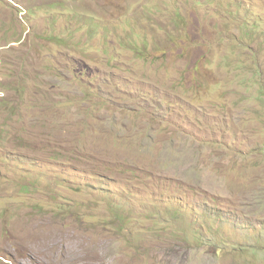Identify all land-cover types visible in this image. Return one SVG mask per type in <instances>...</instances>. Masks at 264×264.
Wrapping results in <instances>:
<instances>
[{
    "label": "rangeland",
    "instance_id": "rangeland-1",
    "mask_svg": "<svg viewBox=\"0 0 264 264\" xmlns=\"http://www.w3.org/2000/svg\"><path fill=\"white\" fill-rule=\"evenodd\" d=\"M87 1L0 0V264H264V0Z\"/></svg>",
    "mask_w": 264,
    "mask_h": 264
},
{
    "label": "clouds",
    "instance_id": "clouds-1",
    "mask_svg": "<svg viewBox=\"0 0 264 264\" xmlns=\"http://www.w3.org/2000/svg\"><path fill=\"white\" fill-rule=\"evenodd\" d=\"M70 3L73 4V1H71ZM85 3L87 5H91L87 0H85ZM49 4H50L49 7L50 6L51 7H57V6L60 5V2H59V0H50ZM88 10L90 11L91 9H88ZM69 22L77 23V22L73 21L70 18H69ZM56 23H59V22H56ZM79 25H80V27H77V28H74V29H71L70 28L71 30H68L67 29V32L69 33V38H70L71 42L73 40V37H75V36H81V35H83V33L88 32V30L86 28H84L83 25H81V24H79ZM64 33H65V31H64ZM50 38H51V36L49 37V39ZM60 43H63V41H60ZM8 45L11 46L12 44H8ZM2 49H4V48L0 47V50H2ZM0 57H1V55H0ZM117 162H118V165L121 166V161L119 159H117ZM97 176H98V174H97ZM99 176H100V178H99ZM99 176H98L99 180L101 179V182H104V183H109V182H112V181L115 180V178L109 177L107 175H104L102 172H101V174H99Z\"/></svg>",
    "mask_w": 264,
    "mask_h": 264
}]
</instances>
